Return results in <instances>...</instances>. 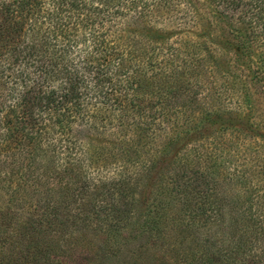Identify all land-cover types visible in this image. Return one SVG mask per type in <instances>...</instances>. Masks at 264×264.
<instances>
[{"label": "trees", "instance_id": "1", "mask_svg": "<svg viewBox=\"0 0 264 264\" xmlns=\"http://www.w3.org/2000/svg\"><path fill=\"white\" fill-rule=\"evenodd\" d=\"M0 264H264V0H0Z\"/></svg>", "mask_w": 264, "mask_h": 264}]
</instances>
